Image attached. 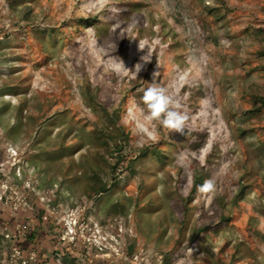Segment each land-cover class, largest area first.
I'll return each instance as SVG.
<instances>
[{"label": "rangeland", "instance_id": "374dc122", "mask_svg": "<svg viewBox=\"0 0 264 264\" xmlns=\"http://www.w3.org/2000/svg\"><path fill=\"white\" fill-rule=\"evenodd\" d=\"M263 51L264 0H0V264H264Z\"/></svg>", "mask_w": 264, "mask_h": 264}, {"label": "clouds", "instance_id": "9594fccd", "mask_svg": "<svg viewBox=\"0 0 264 264\" xmlns=\"http://www.w3.org/2000/svg\"><path fill=\"white\" fill-rule=\"evenodd\" d=\"M141 50L142 46L139 44ZM145 63L151 61V57L147 54L141 57ZM141 65H136V74L140 71ZM155 73H153V78ZM142 102L144 106L145 118L150 122H158L165 130L170 133L183 134L187 115L181 110V106L171 98L166 90L153 81L144 91ZM215 190L212 180H206L203 185L197 188L198 194L201 196L209 194Z\"/></svg>", "mask_w": 264, "mask_h": 264}, {"label": "trees", "instance_id": "16d2710c", "mask_svg": "<svg viewBox=\"0 0 264 264\" xmlns=\"http://www.w3.org/2000/svg\"><path fill=\"white\" fill-rule=\"evenodd\" d=\"M225 5V3H223ZM212 11H215L214 9L210 10V12ZM262 54L264 55V51L262 52ZM137 84L136 87H132V90L133 91H136L137 94H136V98H137V102L139 104L140 107L144 108L143 106V102H142V97H143V94H144V90L140 89V84L138 82H135ZM140 91V92H139ZM261 104L262 106H264V97H262L261 99ZM259 112V109H256L254 111H250V113H258ZM101 134L105 137V141L103 142L105 144V146L110 149L111 148V143L114 141V140H117L118 137L117 135L110 131L109 129H106L104 128V131H101ZM124 135V132L122 133ZM203 137V140L200 139V141H198V143H190L189 145V148L191 149V151L193 152H196V151H199L203 148L204 144H205V136H202ZM118 149V151L120 152V148L119 146L116 147ZM114 149V150H117V149ZM145 153H148V149H145L144 150ZM122 153V152H120ZM122 157V156H121ZM122 162V160H120V162H118V171H119V166H120V163ZM117 167H115V169H113L115 172ZM195 183H198L200 181H204L207 179V176L206 174L201 171L200 169H195ZM116 175H118V172L116 173ZM116 175L114 176L113 175V179H111V182H115L117 180V177ZM97 180H94V183H95V187L93 188V196H97V195H100V194H104V193H109L113 188L114 186H112V184L110 185L109 183L105 182L103 179L99 178V177H96ZM205 230V229H203ZM72 262V258L71 257H66L63 259V263L64 264H71Z\"/></svg>", "mask_w": 264, "mask_h": 264}]
</instances>
